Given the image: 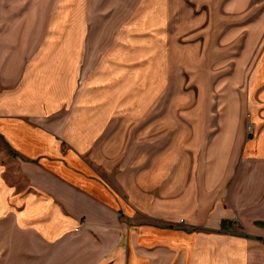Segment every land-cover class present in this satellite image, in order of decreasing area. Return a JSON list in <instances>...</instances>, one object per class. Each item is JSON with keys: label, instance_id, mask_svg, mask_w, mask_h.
Returning <instances> with one entry per match:
<instances>
[{"label": "crops", "instance_id": "obj_1", "mask_svg": "<svg viewBox=\"0 0 264 264\" xmlns=\"http://www.w3.org/2000/svg\"><path fill=\"white\" fill-rule=\"evenodd\" d=\"M146 1L145 57H102L77 89L76 35L46 36L69 44L49 52L41 20H18L2 36L0 264H264V23L250 19V0H196L209 3L194 25L203 36L210 28L200 58L211 60L201 71L210 82L198 85L216 103L207 115L163 116L178 145L156 154L150 110L170 89V31L165 0ZM123 120H146L131 129L129 169L117 143ZM5 151L23 188L4 177Z\"/></svg>", "mask_w": 264, "mask_h": 264}, {"label": "rangeland", "instance_id": "obj_2", "mask_svg": "<svg viewBox=\"0 0 264 264\" xmlns=\"http://www.w3.org/2000/svg\"><path fill=\"white\" fill-rule=\"evenodd\" d=\"M153 1L150 0L151 3ZM146 2V0H0V48L2 36L8 34L11 26L17 24L18 20L24 22L42 21L40 29L43 35L42 49L45 52L58 50L60 46H63L62 48L65 50L67 45H69L67 42L50 43L48 41L51 39H47L46 36L56 34L55 36L60 41L65 36L68 38L70 34L76 35L75 43L70 45L71 49L78 54L75 64V88L77 89L83 85L89 75L94 74V70H96L94 68L98 69V62L101 61L100 58L102 57H106V60L109 61L115 58V53L122 54L124 64H132L145 57L147 45V36L145 34L150 27L147 26L148 21L144 18H147L146 16L149 13L144 10L141 14L143 16H141L138 13V8L141 10L142 6L145 5L146 7ZM164 2L166 4L164 17L169 20L170 38L168 37V44L162 49H166L168 52L166 61L170 69V89L165 90L158 97L150 110V115L154 116L155 135L153 136V146L156 149V154L162 152L161 147L170 141L172 147L178 145V139L172 138L170 140L168 138V135H170L168 129L163 130L165 126H169V124H162L163 116L170 117L172 121L173 117L178 118L182 114L184 116L186 114L190 116L197 114L207 115L205 113L209 114L211 106L214 105H212V101L214 100L213 102L216 103V98H212L214 94L208 90V95L207 92L205 95V92L203 93L198 85L200 78L206 80L207 83L210 82L209 78L207 79V75L201 74L206 65H210L209 54L205 60L200 58L203 51L210 50L209 44L201 43V39L206 34H210V28L203 25L204 36L201 33H196L194 15L195 11L200 12L201 7L209 10V3H203L200 6L196 0H165ZM195 3L197 4L195 5ZM250 5L251 10L248 11L250 19L259 17L264 23V0H250ZM258 7L261 8L260 12L256 10ZM203 13H205L203 20H205V23L206 21L209 22L210 12L203 10ZM78 38H80L79 42H77ZM257 46L258 44H255L251 47L256 48ZM137 47L140 48L138 49ZM255 50L253 49V51ZM202 62H205V64H202ZM64 71L68 73V66L64 68ZM207 85L209 86V84ZM124 94H127V91H124ZM180 108L185 109L183 113L182 111L180 112ZM177 118L174 120L178 121ZM143 122H146V120ZM142 123L141 121L137 123L134 121L133 123L130 120H123L120 128L121 132L119 131L122 137L117 143H122L124 150L127 149V151H124L123 158L124 167L128 169L132 164L131 159L134 157L130 153L131 145L133 143V145L138 146L136 145L137 142H135L136 138L131 135V131ZM248 123L247 121V130ZM251 130H248V132ZM139 134L140 142H144V146H146L147 137H144L145 133L140 131ZM173 134L171 133V136ZM0 146L4 147L1 139ZM5 153L4 177L12 185V189L16 187L15 185L18 188H23L25 180L19 173V161L16 154L12 151H5ZM159 156L155 155L154 160ZM172 158L171 164H177L178 157L173 156ZM159 166L156 164L155 168ZM130 176V171H126L123 177L124 182L129 181ZM127 188L128 190L130 189L129 184ZM129 221L130 219L127 218L120 219V223L122 222L123 226ZM241 235L246 237L244 233ZM235 255L234 257L238 258L237 252ZM244 258L246 260L245 253Z\"/></svg>", "mask_w": 264, "mask_h": 264}, {"label": "built area", "instance_id": "obj_3", "mask_svg": "<svg viewBox=\"0 0 264 264\" xmlns=\"http://www.w3.org/2000/svg\"><path fill=\"white\" fill-rule=\"evenodd\" d=\"M247 128H248V130H251V124L250 123H248Z\"/></svg>", "mask_w": 264, "mask_h": 264}]
</instances>
